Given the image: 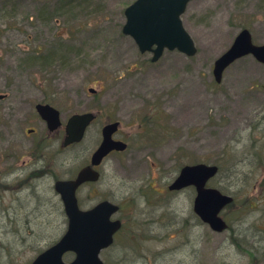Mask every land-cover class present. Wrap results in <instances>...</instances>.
<instances>
[{
    "label": "rangeland",
    "instance_id": "obj_1",
    "mask_svg": "<svg viewBox=\"0 0 264 264\" xmlns=\"http://www.w3.org/2000/svg\"><path fill=\"white\" fill-rule=\"evenodd\" d=\"M134 1L0 0V177L12 185L31 170L29 150L45 139L46 170L64 178L87 161L100 128L117 120L128 149L107 158L98 189L115 203L128 198L131 236L124 245L116 234L104 264H264V64L249 55L230 65L221 83L212 75L242 29L264 44V0L191 1L181 20L197 53L165 51L155 63L122 34L124 9ZM38 103L60 112L59 130L48 132ZM86 111L98 117L85 140L62 149L67 119ZM198 162L217 165L208 186L234 197L221 213L224 232L198 223L192 188L164 202V193L153 191H167L182 166ZM52 186L47 176L1 192L0 264H32L61 238L65 219ZM171 209L179 222L152 228L145 214L170 221Z\"/></svg>",
    "mask_w": 264,
    "mask_h": 264
},
{
    "label": "water",
    "instance_id": "obj_2",
    "mask_svg": "<svg viewBox=\"0 0 264 264\" xmlns=\"http://www.w3.org/2000/svg\"><path fill=\"white\" fill-rule=\"evenodd\" d=\"M193 0H135L124 10L125 22L122 34L133 39L140 53H152V62H156L165 50L178 51L186 56H194L197 49L185 30L181 16L187 5ZM251 55L259 63L264 64V44L253 43L248 29H242L234 38L230 47L223 52L213 64L212 75L216 83L222 80L223 72L234 61ZM90 92L94 90L90 89ZM5 96L0 95V100ZM35 109L46 122L50 132L61 127L60 112L48 104H37ZM92 113L73 114L65 124L64 145L79 142L93 121ZM119 123L106 125L102 130V141L92 157V165H97L111 151H120L125 145L112 140ZM218 167L203 163L182 167L178 177L170 186L177 190L194 186L195 213L215 232L227 229L226 222L219 216L227 205L232 203L231 196L222 194L215 188H207L208 180L216 176ZM96 173L91 169H83L75 182H57L56 189L63 194L70 216L68 230L60 240L39 254L32 264H103L99 258L102 249L113 242V235L119 229L118 221L110 217L117 207L104 202L91 211H76L73 199V189L86 180H96ZM66 252L75 253V259L70 263L62 260Z\"/></svg>",
    "mask_w": 264,
    "mask_h": 264
},
{
    "label": "flooded vegetation",
    "instance_id": "obj_3",
    "mask_svg": "<svg viewBox=\"0 0 264 264\" xmlns=\"http://www.w3.org/2000/svg\"><path fill=\"white\" fill-rule=\"evenodd\" d=\"M152 55V54H151ZM163 55V54H162ZM152 57V56H151ZM162 57V56H161ZM160 57V58H161ZM150 62L151 61V58H150ZM152 63H155V62H152ZM223 78V77H222ZM222 82V80H221ZM220 82V83H221ZM96 91L94 90V93ZM50 105V104H49ZM36 106V105H35ZM54 107V106H53ZM35 109V107H34ZM35 112L36 114L38 115L36 109H35ZM83 113H92L94 115V119L93 121L88 125V127L86 128L85 132H84V135L82 137V139L79 141V142H74L72 144H69L67 146L64 145V138L66 136L65 134V130H64V136H63V139H62V144H61V147L62 149H67L69 147H74V146H78L79 144H81L84 140H85V137L86 135L88 134V131H89V128L94 124V122L96 121L97 117H98V112H93V111H86V112H83ZM83 113H75V114H83ZM39 116V115H38ZM39 118L45 123V126L47 128V124L46 122L39 116ZM114 122H118L119 125L117 127V130L116 132H114L112 134V140L116 141V142H120V143H123L125 145V148L123 150H120V151H111L107 156H105L97 165H92V157L94 155V153L96 152V150L98 149V147L100 146V143L102 141V130L103 128L106 126V125H109L111 123H114ZM62 127V126H61ZM61 127H59L58 129H56L55 131H52L50 132L48 130V132L50 133H53V132H56L57 130H59ZM120 131V122L117 121V120H110L108 121L107 123H105L101 128H100V140L97 144V146L89 153V156H88V159L87 161H85L83 164H81L80 167L78 168H75L73 169V172L66 176V177H61V178H58V177H53V175H51L47 170L46 168H49L51 166V164H48L46 165L44 163V154H43V151L42 149L43 146H44V140L45 139H42L41 142H38L35 144V146L33 148H31L29 150V153L28 155L32 158H34L36 161L33 162L32 165H28V167H30L31 170H24V172L22 173V175H20V178H15L14 180H11L10 183L12 185L9 184L8 180H5L4 177H0V197L2 195L1 192L3 191H6L8 189H17L19 190V188L23 187L24 185L26 186V184L30 183V181L32 179H46L47 176H51L53 178V192L55 193V195L57 196L58 200H57V212L59 214V216L61 217H64L65 219V229L61 235L64 236L65 233L67 232L68 230V226H69V221H70V216L68 214V209H67V206L65 204V200L63 198V194H65V191H63V193H61L59 190L56 189V183L57 182H68V181H73L75 182L76 179L78 178L79 176V173L83 170V169H91L92 171H94L96 174V180H86L82 183H80L78 186L75 187V189H73V199H74V205L76 207V211L73 212V215H77L78 212H88V211H91L95 206L99 205V204H102L104 202H108L109 204H112L114 206L117 207V210L116 212L113 213L112 217H111V221H118L119 222V230L116 232V234H121L122 237H123V241L122 243L124 245H126V241L125 239L129 238L131 235H130V229H131V226L129 225V222L125 219L126 216L130 213H124V212H128L129 209L127 207V204H123V203H126L127 199L128 198H125L123 200H120L118 203H115L113 201H110L109 197L107 195H105V192H103V190H99L98 189V184L100 181H102V176H103V167H104V163L106 162L107 158L112 155V154H115V153H124L127 151L128 149V145L129 143L127 142V139L123 136H117L118 133ZM35 133V130L34 129H29L28 130V134H33ZM42 151V152H41ZM31 161H33L31 159ZM43 161V162H42ZM42 162L43 165L39 167L38 164L36 163H40ZM29 163V162H28ZM199 163H203V162H198V163H194V164H199ZM194 164H187V165H194ZM205 164V163H203ZM24 166V165H23ZM186 166V165H184ZM183 167V166H182ZM182 167L179 169L178 173L174 176V178L172 179V181H170L168 184H165L166 185V190H164V186L163 188L160 190L158 189H154L153 191L156 193V194H161V193H164L163 196L161 197H158V201L159 202H164L165 198L168 196H172L174 194H177V193H180V192H183L187 189H190L192 188L194 190V194L196 195V189L193 187V186H189V187H185V188H181V189H177V190H171L170 189V186L173 184V182L175 181V179L178 177L179 173H180V170L182 169ZM12 170V169H11ZM7 172H9V170L7 169L6 170ZM214 178V177H213ZM211 178V179H213ZM210 179V180H211ZM210 180L208 181L207 185H205V187L207 188H214L212 186H208ZM129 181V179H128ZM127 181V182H128ZM217 189V188H215ZM168 192V193H166ZM170 192V194H169ZM232 196V195H231ZM233 198V203L232 205L234 204V197L232 196ZM195 199V197H194ZM194 199H193V203H194ZM125 201V202H124ZM150 208L149 209H154V210H158L159 207L158 205H152V203H150V205H148ZM24 207V206H22ZM0 209L3 211V208L2 206L0 205ZM151 210H149L150 212ZM40 214H44V213H47L46 212V209L45 207L43 206L42 207V212L38 211ZM192 213L194 214V216L196 217V220L198 221L199 224H206L194 211V204H192ZM178 212L177 211H173V209L170 210V215L169 217H171L170 221L169 219L167 218V216H165L163 218V215L164 214H153L152 212L149 213V214H145V215H150L151 216V219L150 220H153L152 222V228H156L157 230H162V231H165L167 229H169L171 226H174L176 225V223L179 222V218L177 217L178 216ZM117 215V217H116ZM155 216V217H154ZM187 218H184L182 217V220L185 222ZM190 219V218H189ZM189 219L187 220V222L189 221ZM162 221H164L162 223ZM182 221V222H183ZM176 222V223H175ZM189 228V224L187 225H184L182 224L181 225V230L182 231H185V230H188ZM152 230V229H151ZM116 234L114 235V241H115V238H116ZM129 235V236H128ZM137 237H140V241H142L141 237L139 234H137ZM113 241V243H114ZM121 243V242H120ZM110 247V246H109ZM109 247L101 250L100 252V259H101V256H102V252L106 249H108ZM70 255L71 256V259L68 261L66 260V256L67 255ZM76 255L75 253L73 252H66L64 255H63V261L65 263H70L72 262L74 259H75ZM101 261L103 262V260L101 259ZM104 264V262H103Z\"/></svg>",
    "mask_w": 264,
    "mask_h": 264
},
{
    "label": "trees",
    "instance_id": "obj_4",
    "mask_svg": "<svg viewBox=\"0 0 264 264\" xmlns=\"http://www.w3.org/2000/svg\"><path fill=\"white\" fill-rule=\"evenodd\" d=\"M50 54L52 55V53H49V54L47 55V56H48V58L51 56ZM33 58H34V57H33ZM37 58H38V57H36V56H35V58H34V59H37Z\"/></svg>",
    "mask_w": 264,
    "mask_h": 264
}]
</instances>
